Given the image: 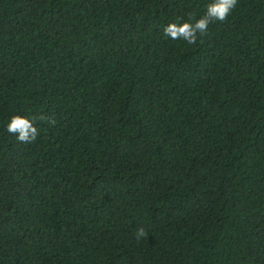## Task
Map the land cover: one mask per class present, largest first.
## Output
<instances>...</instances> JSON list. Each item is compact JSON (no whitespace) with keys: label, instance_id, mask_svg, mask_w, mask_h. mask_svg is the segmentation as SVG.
<instances>
[{"label":"trees","instance_id":"trees-1","mask_svg":"<svg viewBox=\"0 0 264 264\" xmlns=\"http://www.w3.org/2000/svg\"><path fill=\"white\" fill-rule=\"evenodd\" d=\"M210 2L0 0V264H264V0L164 36Z\"/></svg>","mask_w":264,"mask_h":264},{"label":"clouds","instance_id":"clouds-1","mask_svg":"<svg viewBox=\"0 0 264 264\" xmlns=\"http://www.w3.org/2000/svg\"><path fill=\"white\" fill-rule=\"evenodd\" d=\"M237 4L238 0H211L207 4L203 16L197 18L195 14L190 13L189 19L186 21L169 23L163 29L164 36L172 40H183L190 45H195L200 37L207 34L211 23L226 21ZM38 121H46L51 126L56 125L55 118L47 114H41L38 117L35 115L26 116L17 114L11 117L5 127V131L15 136L20 143H32L40 135L36 126ZM148 236L149 233L144 227L138 228L135 233L137 242L147 239Z\"/></svg>","mask_w":264,"mask_h":264}]
</instances>
